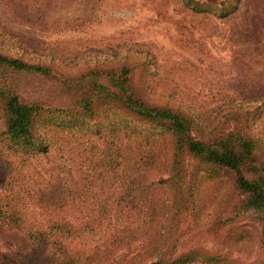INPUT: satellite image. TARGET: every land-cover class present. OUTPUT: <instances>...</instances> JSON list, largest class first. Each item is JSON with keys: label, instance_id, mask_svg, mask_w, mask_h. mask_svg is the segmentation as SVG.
<instances>
[{"label": "rangeland", "instance_id": "obj_1", "mask_svg": "<svg viewBox=\"0 0 264 264\" xmlns=\"http://www.w3.org/2000/svg\"><path fill=\"white\" fill-rule=\"evenodd\" d=\"M129 101L175 114L195 152ZM152 152L187 179L146 218L130 177ZM0 202L47 231L1 226L0 264H264V0H0Z\"/></svg>", "mask_w": 264, "mask_h": 264}, {"label": "trees", "instance_id": "obj_2", "mask_svg": "<svg viewBox=\"0 0 264 264\" xmlns=\"http://www.w3.org/2000/svg\"><path fill=\"white\" fill-rule=\"evenodd\" d=\"M116 65L104 64L103 65L104 69L102 73H104L107 76L114 75L113 79L115 80H116L115 77H117V79L121 78L118 82L123 83L124 81L128 79L127 77L128 69L125 67V65H120V64L119 65L116 64ZM125 99H129V97L122 96V100H125ZM129 102H130L129 104L133 103L130 109L133 111V116H134L136 123L146 125V123H148L149 121L150 124L152 125H157L159 127H164L166 129H169L171 130V135L176 137V139H174V143H175L174 149L179 150L180 148L184 147V148H187V151L195 152L193 149L195 147H198V144H200V141L196 140L194 137H192L188 133L181 135V133L179 132V122L178 121L175 122V119H173L174 117L177 118L175 114L173 115L174 117L173 116L171 117V115H169V113L167 112V109H164L163 107H152V106L149 107L145 103H138V101H135V102L129 101ZM141 126L140 128H138L137 131H135L136 132L135 139L137 138V136L140 137L139 134L142 131ZM236 127L237 126H234V128ZM7 130H8V133L12 137L17 138L18 140H21L22 144L28 143L26 141L27 133L29 134V131H30V123L28 122V120H25L23 123H21L20 126L17 125L15 127L13 126V123H10L8 124ZM149 133H153V132H149ZM233 134L234 136L231 140L232 143H234L238 139L237 134H239V132H236ZM143 136H146L147 138L150 137V135H147V134H143ZM160 136L161 134H159V137ZM153 139L154 138L151 139V145L154 143ZM240 139L244 140L242 144V149H237L239 152L234 153L231 159H228L225 161L226 165H229L237 169L238 170L236 171L237 173L240 172L239 171L241 167L240 162L245 157V154L242 152H247L246 148H250V146L253 147V145L251 143L249 145L246 139H244L243 137ZM152 147L154 146L152 145ZM153 155H155L154 152H152L151 155H145L143 153L141 154L136 153V157H134V161H133V165L135 167L133 169V173H131L132 176L130 177L131 179L130 186L134 185L131 192L137 193L138 200L142 202L141 211L142 213H144L143 215L146 216V218L153 217L155 216V214L158 213V206H157L158 199H157L156 193L161 186H163L166 182H174L176 184L177 193H182L181 185H183L185 183V180L187 179L186 172L184 171L182 173L179 172V169L181 167H179L178 165L179 161L177 160H174L173 163L170 165L171 172H168L167 174L164 172H157V173L154 172V168L156 164L158 165V161ZM206 161L207 162L213 161V159L207 158ZM236 181L238 182V184H241L242 177L241 178L237 177ZM236 187H238L237 184H236ZM178 200H180V195L179 196L177 195V201ZM4 211L8 212L9 214L8 215L6 214V215L7 217L9 218L11 217V218L7 222L4 221L5 224H0V227L4 225L7 226L8 229L17 227L19 229V232L22 231L23 234H27L26 237L32 240L30 242H32L33 244L39 245L37 241L40 238L42 239L44 238L45 234L47 233L46 230L42 231L40 230V228L33 230L31 229V227L30 228L23 227L21 225V219L18 216L19 211L17 209L16 204L14 203L0 202V213ZM56 225H60L62 227L68 226V228H70L69 222H66V221H56V222L51 223L49 226L55 227ZM25 228H29V229H25ZM162 228L163 226L159 224L158 229L161 230Z\"/></svg>", "mask_w": 264, "mask_h": 264}]
</instances>
